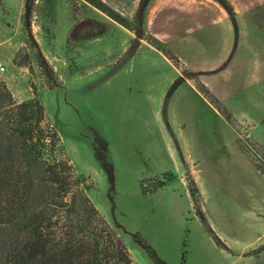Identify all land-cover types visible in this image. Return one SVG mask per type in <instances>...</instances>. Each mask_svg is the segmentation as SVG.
Returning <instances> with one entry per match:
<instances>
[{"label":"rangeland","instance_id":"374dc122","mask_svg":"<svg viewBox=\"0 0 264 264\" xmlns=\"http://www.w3.org/2000/svg\"><path fill=\"white\" fill-rule=\"evenodd\" d=\"M102 1L132 22L138 0ZM90 2L28 0L27 13L0 0V81L15 101L36 92L136 264H230L264 247V5L175 43L161 38L212 0H153L143 38Z\"/></svg>","mask_w":264,"mask_h":264},{"label":"trees","instance_id":"16d2710c","mask_svg":"<svg viewBox=\"0 0 264 264\" xmlns=\"http://www.w3.org/2000/svg\"><path fill=\"white\" fill-rule=\"evenodd\" d=\"M215 1L235 18L229 0ZM150 2L138 0L132 22L102 0L90 3L143 38ZM45 118L35 91L15 101L0 81V264H136L116 230L120 226L109 224L79 187L61 139ZM190 195L205 222L196 189Z\"/></svg>","mask_w":264,"mask_h":264},{"label":"crops","instance_id":"0c3cea01","mask_svg":"<svg viewBox=\"0 0 264 264\" xmlns=\"http://www.w3.org/2000/svg\"><path fill=\"white\" fill-rule=\"evenodd\" d=\"M152 1L153 0H151V2ZM212 1L218 7L219 10L215 11L204 8L203 10L196 9L190 12L187 11L185 12L187 14H184L185 16L184 18L188 22L187 24H185L187 26L184 27V29L176 32V37H170V38L162 37L161 39L164 41L168 40L169 42L174 41V39H177L175 40V43H177L179 39L181 40L187 35H191L194 32L215 26L218 28L225 27L231 30V28L233 27L232 20L218 2H216L215 0ZM229 2L231 3L234 9L235 12L234 19L236 20L244 18L247 14L251 13L250 10L253 7L264 5V0H229ZM188 19H190L191 21H188ZM161 35L164 36L165 33H162ZM192 89L194 91H197L194 86H192ZM183 144H184V149L187 151V143L183 141ZM259 144L261 143L259 142ZM187 153L190 157V153L188 151ZM230 264H264V247H262L261 249L255 252H243V250H241L240 252H233L231 255Z\"/></svg>","mask_w":264,"mask_h":264},{"label":"built area","instance_id":"2783aa9c","mask_svg":"<svg viewBox=\"0 0 264 264\" xmlns=\"http://www.w3.org/2000/svg\"><path fill=\"white\" fill-rule=\"evenodd\" d=\"M4 70H5V67L0 64V74L3 73Z\"/></svg>","mask_w":264,"mask_h":264}]
</instances>
